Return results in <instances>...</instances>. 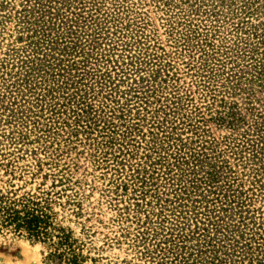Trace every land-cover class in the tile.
I'll list each match as a JSON object with an SVG mask.
<instances>
[{"label":"rangeland","instance_id":"obj_1","mask_svg":"<svg viewBox=\"0 0 264 264\" xmlns=\"http://www.w3.org/2000/svg\"><path fill=\"white\" fill-rule=\"evenodd\" d=\"M0 191L85 264H264V0H0Z\"/></svg>","mask_w":264,"mask_h":264},{"label":"trees","instance_id":"obj_2","mask_svg":"<svg viewBox=\"0 0 264 264\" xmlns=\"http://www.w3.org/2000/svg\"><path fill=\"white\" fill-rule=\"evenodd\" d=\"M26 236L32 241L44 242L48 252L44 264H85L88 256L73 232L54 224L49 207L32 196H18L16 192L0 191V230Z\"/></svg>","mask_w":264,"mask_h":264}]
</instances>
